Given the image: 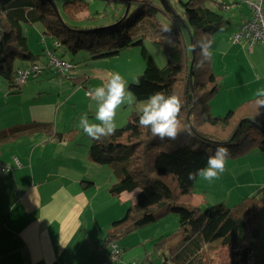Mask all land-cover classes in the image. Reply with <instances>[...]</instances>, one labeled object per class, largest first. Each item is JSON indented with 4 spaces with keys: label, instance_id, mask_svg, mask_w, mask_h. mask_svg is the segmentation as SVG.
<instances>
[{
    "label": "trees",
    "instance_id": "obj_1",
    "mask_svg": "<svg viewBox=\"0 0 264 264\" xmlns=\"http://www.w3.org/2000/svg\"><path fill=\"white\" fill-rule=\"evenodd\" d=\"M124 1V15L108 25L91 28L82 24L93 17L87 13L89 0H64L61 9L54 0L56 9L48 0H0V76L16 92L20 69L36 63L42 55L35 54L30 47L29 27L40 29L42 41L50 39L60 43L53 49L56 54L66 47L73 53L86 51L94 59H103L130 46H141L146 67L138 75L139 83L130 84L129 89L138 101L147 100L157 91L166 94L176 91L182 100L179 116L182 131L175 140H160L149 129L139 127V113H136L125 125L116 128L112 136L100 141L90 138L89 159L109 165L117 178L110 193L119 197L123 192L139 190L136 203L128 207L122 219L110 225L106 243L117 242L129 232L174 212L180 218L181 234L159 242L158 245L163 244L160 246L163 264H211L213 245L230 248V264H264L261 243L264 190L244 197L233 207L217 203L203 211L192 202L195 182L188 179L190 171L206 166V149H215L218 144L229 148L228 160L255 151L264 152V109L257 105L256 98L243 101L225 115H214L211 101L223 75L214 70L213 55L202 67H197L199 49L193 48L192 62L191 41L194 45L205 35L213 40L217 33L224 31L230 21L225 11L231 2L178 0L183 7L180 14L171 0ZM159 13L180 24L187 37L185 40L178 28L177 42L169 44L172 32L159 25L153 44L166 52L164 67L158 66L147 50L144 36L133 34L145 19H153ZM212 47L213 44L211 51ZM82 79L79 83L88 92L89 78L82 76ZM188 127L191 136L183 131ZM75 131H57L53 123L23 125L0 132V151L4 144L23 133L42 132L47 139L63 142L74 141ZM105 259L107 256L101 261Z\"/></svg>",
    "mask_w": 264,
    "mask_h": 264
},
{
    "label": "rangeland",
    "instance_id": "obj_2",
    "mask_svg": "<svg viewBox=\"0 0 264 264\" xmlns=\"http://www.w3.org/2000/svg\"><path fill=\"white\" fill-rule=\"evenodd\" d=\"M54 1L57 7L61 9L64 0ZM171 2L177 11L183 14V7L179 1L171 0ZM242 4L249 6L247 1H243ZM88 5L89 11L87 13L93 14V17L85 19L82 24L91 28L98 27V25H108V23H111L118 16L124 15L126 11V7L122 5L121 0H89ZM159 25L168 26L172 32L173 37L169 40V44L177 42L176 33L178 28L183 32L184 39H187L186 32L182 26L178 24V27L174 22L165 18L162 13L157 14L153 19H145L133 34L134 36H144V44L147 50L155 59L157 65L164 67L167 64L166 52L164 48L156 47L153 44V39L159 33ZM232 28L233 26H228L224 31L217 33L213 39V67L216 73L223 75L222 80L218 84L217 94L211 101L214 115H225L228 111L235 109L241 101L249 99V93H255L253 89L256 85L264 84V81H258L254 77L259 72L252 68L247 61L248 49L239 51L241 54L239 58L236 56L237 45H234L233 40H226L224 44H218L217 38L225 35L226 31L230 33ZM31 30V32H27L28 37H30V45L33 48L34 46L39 47V49L41 48L39 50L41 52L45 43L41 40L42 37L39 32L34 33L37 30L36 27H32ZM46 42L48 45L52 44L49 39H46ZM243 43H245L244 40L240 45ZM255 46L260 47L263 51L260 70L264 75V45L257 42ZM231 47L233 49L230 51ZM57 54L60 58L72 62L74 68L65 74L45 69L40 78L26 81L16 88L17 90L14 93L8 90V82L0 76V132L14 130L23 125L30 127L34 125V121L51 122L55 126V129L61 132L76 129L74 141L78 144L71 141L70 143H66L67 145L61 143L60 146L55 145L59 146L56 147L58 148L56 150L54 147L52 149L46 148L43 152L37 149L35 157L38 155H46L48 157H52V155L54 157L63 156L64 158H60V163L67 164L69 162V164H78L82 167L80 169L83 172L87 170L89 173H94V179L86 180L96 182L101 192L99 197L101 200L109 203L110 201L106 199L105 193L111 194L109 189L117 181V178L113 175L109 165L87 163L91 162L88 158L91 139L84 133L79 121L82 116L87 115L90 121L95 122L97 102L87 95V90L79 82L82 76L86 79L89 78L88 85L90 90L102 84L104 78L110 72H119L127 83V90L130 91V84L137 82L138 75L146 67L142 48L141 46H130L121 50L117 55L103 59H94L86 51L73 53L66 47L61 48V50L59 49ZM225 54H228L227 57ZM43 83L45 84L41 85ZM144 102L146 100L138 101L135 98V102L130 106L127 104L121 105L116 113L115 122L117 128L125 125L132 115L139 113ZM44 137L41 133H23L16 139L4 144L2 151H0V165H9L14 155L22 154L29 147L32 148V145L34 146ZM65 146H69L67 151ZM71 155H73L74 159L69 161L67 157H71ZM55 160L57 161L56 158ZM243 169L246 170V173L242 178L240 177V171ZM11 176V173H2L0 168V183L11 186L9 180L12 178ZM237 178L240 183L242 181L253 180L254 178L259 179L255 182V185H261L259 181L264 180V152L255 151L242 158L226 160L223 173L211 182L198 178L195 181L194 190L205 197V201L201 205L202 210L204 211L209 206L217 203H224L228 207H233L244 197L249 196L247 190L252 189L251 191H253L256 188L258 189L256 193L264 190V185L256 187L254 185V188L247 187L246 189L239 188ZM87 189L89 190L90 187H87ZM137 193H139L138 189L128 191L122 197L111 195L115 199H113L114 204L111 205L110 210L115 209L114 207L116 206H123L126 213L128 207L136 203ZM133 232H129L124 238L117 239V244L122 249H126L125 254L130 255L123 258L122 262L116 261L111 264H151V262L153 264H163V256L160 253V246L163 244H158L162 239L170 235L180 236V218L177 213L172 212ZM147 236L151 238L148 239ZM261 243L264 259V211L262 212ZM213 246L214 249L210 251L211 264H230V248L220 245ZM107 258H109L108 255ZM168 264L172 263L169 262Z\"/></svg>",
    "mask_w": 264,
    "mask_h": 264
},
{
    "label": "crops",
    "instance_id": "obj_3",
    "mask_svg": "<svg viewBox=\"0 0 264 264\" xmlns=\"http://www.w3.org/2000/svg\"><path fill=\"white\" fill-rule=\"evenodd\" d=\"M226 1L231 2V6L225 11L226 16L230 19L227 27L233 26V28L230 33L226 31L225 35L217 38L218 44H224L226 40L232 41L234 33L252 14L250 5L242 4L243 2L240 0H238L239 3L236 2L237 0ZM245 1L249 3L252 0ZM121 3L124 6L125 1L121 0ZM31 28H28L29 32L32 31ZM35 32H39L41 35L39 28ZM51 42L52 44L48 45L45 39L41 52H39L41 48L36 46L33 48L30 45L35 54L42 53L35 62L43 66L42 72L30 79L40 78L45 69L56 72L54 68L47 65L46 54L55 48L54 41L51 40ZM234 45H237L236 56L239 58L241 57L239 51L249 50L247 61L252 68L259 72L256 73L260 76L258 81H264V75L260 70L262 49L254 45L250 50L245 43L242 45L234 43ZM232 49L233 47L230 48V51ZM227 55L225 54L226 57ZM81 80L84 79L81 78ZM261 88H264V84L256 85L253 90L256 92ZM8 90L14 92L9 86ZM251 96L255 97L252 92L249 93V99ZM33 123L37 125L51 122L34 121ZM36 133H41L45 137L38 143L36 142L37 144L34 146L32 145V148H27V151L22 154L14 155L13 160L9 162L10 171L1 170L5 174L11 173L12 178L9 179L11 186L0 183V264H98L111 250V243H106L110 225L114 221L122 219L126 214L125 210L123 206H116L115 209L110 210L111 205L114 204L113 199H115L111 196L112 194L105 193L109 203L101 200L99 197L101 192L96 182L86 180L94 179V173H89L87 170L83 172L80 169L82 167L78 164L60 163V158H64L63 156L38 155L35 157L37 149L43 152L46 148L54 147L56 150L60 143L67 145L66 143L71 142H58L47 139L45 133ZM72 143L78 144L75 141ZM65 147L67 151L69 146ZM67 158L69 161L74 159L73 155ZM89 161L91 160L89 159ZM240 172V177L243 178L246 170L243 169ZM236 180L239 183V188L246 189L247 187L252 188L259 179L254 178L241 183L238 178ZM259 183L264 185V180ZM261 185H255V187ZM87 187L90 189L88 190ZM251 190H247L249 195L256 193L258 189ZM127 192H123L121 197ZM204 201L205 197L195 191L193 204L201 206ZM150 238L148 237V239ZM122 250L119 262L130 255L125 254L126 249Z\"/></svg>",
    "mask_w": 264,
    "mask_h": 264
},
{
    "label": "clouds",
    "instance_id": "obj_4",
    "mask_svg": "<svg viewBox=\"0 0 264 264\" xmlns=\"http://www.w3.org/2000/svg\"><path fill=\"white\" fill-rule=\"evenodd\" d=\"M164 30L170 31L168 26H165ZM212 44L213 40L207 35L194 42L193 48L199 49L197 67H202L212 59ZM255 78L259 80V74H256ZM127 88V83L119 72H110L102 84L88 91L87 95L97 102L95 122L84 115L80 118L79 124L89 138L100 141L115 133L117 109L121 105L130 106L135 102L134 94ZM254 95L257 105L264 109V88L258 89ZM181 109L182 100L176 91L167 94L163 91L154 92L148 96L139 110V127L149 129L152 136L160 140H175L182 131L179 119ZM183 131L189 136L192 135L190 127ZM206 152L208 153L206 166L190 171L189 180L195 182L198 178H202L211 182L225 170L226 160L231 157L228 147L218 144L215 149L209 148ZM5 171H10L8 165Z\"/></svg>",
    "mask_w": 264,
    "mask_h": 264
},
{
    "label": "built area",
    "instance_id": "obj_5",
    "mask_svg": "<svg viewBox=\"0 0 264 264\" xmlns=\"http://www.w3.org/2000/svg\"><path fill=\"white\" fill-rule=\"evenodd\" d=\"M86 1V0H84ZM252 9V17L249 18L233 35V41L240 43L243 40L250 50L259 42L264 45V0L249 1ZM55 46H60V43H55ZM49 67L54 68L56 72L65 74L74 68V64L66 59H62L53 50L47 52ZM43 66L39 63L31 64L30 66L22 67L18 73L16 83L21 86L32 77L38 76L42 72ZM9 168L10 165H8ZM2 171H5L6 165H0ZM122 249L117 242L111 243L109 258L101 261L99 264H108L112 261H118L122 255Z\"/></svg>",
    "mask_w": 264,
    "mask_h": 264
},
{
    "label": "water",
    "instance_id": "obj_6",
    "mask_svg": "<svg viewBox=\"0 0 264 264\" xmlns=\"http://www.w3.org/2000/svg\"><path fill=\"white\" fill-rule=\"evenodd\" d=\"M53 6H54V8L56 9V5H55V3L53 2V0H48ZM130 3H131V1H130ZM130 3H129V5H128V7H127V12L129 11V9H130ZM191 46H192V53H193V59H192V62H194V49H193V43H192V41H191Z\"/></svg>",
    "mask_w": 264,
    "mask_h": 264
}]
</instances>
